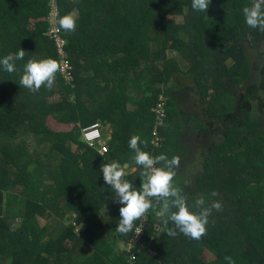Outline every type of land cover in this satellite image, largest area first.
Returning a JSON list of instances; mask_svg holds the SVG:
<instances>
[{"label": "trees", "instance_id": "obj_1", "mask_svg": "<svg viewBox=\"0 0 264 264\" xmlns=\"http://www.w3.org/2000/svg\"><path fill=\"white\" fill-rule=\"evenodd\" d=\"M52 1L0 0V59L24 50L14 61L18 72L33 57L58 62L46 35ZM56 2L60 16L76 17L75 32L61 31L77 88L58 70L51 89L32 92L0 65V264H129L126 249L134 264H229L225 257L264 264V32L247 26L242 13L253 0H211L206 13L191 0ZM90 69L107 74L103 86L91 82ZM80 86L97 94L80 95L89 116L83 121L69 100ZM57 93L60 101L46 105ZM159 96L166 106L156 115ZM55 107L67 109L57 118L74 124L70 132L41 124ZM98 120L112 126L104 157L81 139L82 126ZM132 135L152 156L179 157L173 182L190 209L201 195L205 207L222 201L199 241L184 236L194 242L178 244L153 232L160 219L151 210L135 246L133 233L115 230L121 205L97 174L119 158L136 169L126 179L139 187ZM83 174L85 181L76 179ZM150 235L153 247L139 246Z\"/></svg>", "mask_w": 264, "mask_h": 264}, {"label": "clouds", "instance_id": "obj_2", "mask_svg": "<svg viewBox=\"0 0 264 264\" xmlns=\"http://www.w3.org/2000/svg\"><path fill=\"white\" fill-rule=\"evenodd\" d=\"M210 3L211 0H191V7L194 11L206 13ZM242 13L247 26L258 28L264 32V0H253L251 6L243 7ZM56 23L59 29L68 33L75 32L77 27L76 17L73 13L58 17ZM25 54L24 50L19 49L14 56L9 55L0 59V65L8 73L17 72L20 76V85L32 92L39 91L42 86L51 89L59 70L58 62L52 58L36 59L33 57L28 59L23 65L22 71L18 72L14 61L23 60ZM161 97L166 106L164 97ZM100 132L102 137L108 140L109 137L107 138L103 134L101 125ZM140 143L138 135H132L128 141L129 148L134 152V162L142 169L139 173L140 185L138 188L125 178L126 165L122 166L118 162H111L102 163L100 166L103 181L110 186V189L115 193L117 202L121 205L116 231L127 234L135 227L139 230V235L144 219H149L148 212L152 210L157 217L161 218L159 225L161 233L175 236L178 231L190 239L199 241L206 234V225L212 209L219 211L222 205L219 202H213L211 207H205L206 199L201 195L194 199L193 209H190L186 197L182 194V189L173 182L176 176L175 169L179 166V157L173 156L169 159L164 154L152 156L149 152L141 149ZM210 195L216 196L217 193L213 191ZM169 222L174 225V228L168 227ZM146 227L147 225H145L144 233ZM12 230L15 231V225ZM225 259L229 261V264H234L231 257H225Z\"/></svg>", "mask_w": 264, "mask_h": 264}, {"label": "rangeland", "instance_id": "obj_3", "mask_svg": "<svg viewBox=\"0 0 264 264\" xmlns=\"http://www.w3.org/2000/svg\"><path fill=\"white\" fill-rule=\"evenodd\" d=\"M63 33V31H61V34ZM49 35V34H48ZM50 36V35H49ZM67 48V47H66ZM63 51V50H62ZM67 52L69 53V51H68V49H67ZM58 53L60 54V50H58ZM58 61H60L59 59H58ZM70 62V61H69ZM110 62V61H109ZM78 63H84V60H83V58L82 57H80V58H78ZM71 64V63H70ZM226 64H227V66H232V62L230 61V60H228V61H226ZM75 71V66L73 65V64H71V67L67 70V71H64V69L63 68H61L60 70H59V74H60V76L65 80V82H67L68 84H71V83H73V87H75V88H77V84L75 83V81H74V78H73V72ZM81 75H84V73L82 72L81 73ZM89 76H90V80H91V82L94 84V82H97V83H100V86H103L104 85V83H103V81H105V78L107 77V74L106 73H103V72H101L100 74L99 73H95V72H93L91 69H90V71H89ZM94 86H91V87H88L87 89H84L83 87H81L80 86V88H78V89H76V91H74V93H72V94H69V100H70V104H71V106L75 109V110H77L78 112H79V114H80V116H81V118H82V121L83 120H86L89 116H87V111L86 110H84L83 108H82V106L80 105V101L82 100V98L80 97V95L82 94V93H86L88 96H93L94 97V99H96L95 97H96V93H94ZM59 98H60V95H59V93H57V94H55L54 96H51L50 98H49V101L48 102H46L45 104L46 105H48V104H56L58 101H60L59 100ZM83 99H85V97L83 98ZM165 99V98H164ZM90 102H96V100H90ZM128 105V108L129 109H132V105H131V103H128L127 104ZM57 109H59V108H56L55 107V113H51V114H49V115H47L44 119H42V121H41V124L47 129V126H49L52 130H57V126L59 125V126H61V129H62V131H64V132H70L72 129H73V126H74V124H71V125H69V124H67V123H65V124H60V123H58V122H60L59 121V119L57 118V116H62V115H67V109H65L64 111L65 112H62V113H58L57 112ZM158 120H159V118H158ZM82 121H81V124H82ZM99 121H101V120H98L97 121V123H98V125H101V128H102V131L104 132V135L108 138V140H105L106 138L104 137L103 138V141H104V144H106V145H108V142L109 141H111V138H112V131H110V129L112 130V126L111 125H109V126H111V128L109 129V126L108 125H104V126H102V124H100L99 123ZM91 128V127H90ZM90 128H88V127H86V128H84L83 126H82V129H81V139L83 140V137H82V134H83V132H84V130H89ZM48 130V129H47ZM75 147V145L72 147V149ZM32 149H33V151L35 152V154H36V152L38 151V148L36 147V146H33L32 147ZM74 151H75V149H74ZM107 154H109V151H108V153ZM129 167L130 168H132L130 165H129ZM217 202H219L221 205H222V201L221 200H219V201H217ZM211 207V206H210ZM246 207H247V205H246ZM246 207H245V209H246ZM107 213V212H106ZM210 216L212 217H214L215 215L214 214H210ZM107 217V216H106ZM40 223H42L41 225L43 226L45 223H47V220L46 219H43ZM69 224H72V221H69ZM45 226V225H44ZM153 232H158V230H157V228H156V226L153 228V230H152ZM155 239V237L153 236V235H150L149 236V240H148V242L147 243H145V244H140L139 246H141V247H153V246H151V243H152V241ZM148 255L150 256V257H152V256H154L155 255V253H153L151 250L150 251H148Z\"/></svg>", "mask_w": 264, "mask_h": 264}, {"label": "built area", "instance_id": "obj_4", "mask_svg": "<svg viewBox=\"0 0 264 264\" xmlns=\"http://www.w3.org/2000/svg\"><path fill=\"white\" fill-rule=\"evenodd\" d=\"M59 16H60L59 4H57L56 0H53L51 2V9H50L49 16H48L49 29L46 35L48 34L50 35L48 36L56 44L57 51L60 50V54L58 53V55H59V60L61 63V68H63L64 71H67L71 67V64L69 62L68 54L65 49L66 40L62 37L61 29H59V26L56 23V20L58 19ZM163 107H165V103L164 101H162V97L160 96L159 103L157 104L155 108H152V111H154L156 115H158L160 113V110L163 109ZM90 127H88L90 128L88 131L84 130L82 134L84 142L87 144L89 148L96 150L99 155L101 156L106 155L109 151V147L103 142V137L100 132V125L94 124ZM145 224H146V218L143 221V227L141 228L139 235H138L139 230L135 228L134 236L130 241L131 246H135L136 244L140 242L141 236L144 234ZM125 251L130 257L129 263L134 264L135 255L133 253H130V251L127 249Z\"/></svg>", "mask_w": 264, "mask_h": 264}, {"label": "crops", "instance_id": "obj_5", "mask_svg": "<svg viewBox=\"0 0 264 264\" xmlns=\"http://www.w3.org/2000/svg\"><path fill=\"white\" fill-rule=\"evenodd\" d=\"M58 64H59V70L61 69V63H60V61H58ZM60 73V72H59ZM104 126V125H103ZM106 126V125H105ZM109 126V125H108ZM109 129H110V126H109ZM110 131H112L111 129H110ZM103 132V131H102ZM103 134H104V132H103ZM75 148V147H74ZM59 159V158H58ZM111 162H118V163H120L122 166H125L126 165V168H125V172H126V176H125V178L126 177H130V176H135L136 175V169L135 168H130L129 167V164L128 163H126V162H124L123 160H121V159H119V158H116V160L115 161H110V163ZM57 167V166H56ZM98 176L97 177H100V178H103L102 176H101V174L99 173V174H97ZM57 176L60 178L59 180H62V176L57 172ZM86 175H81V176H76V179L77 180H82V181H85L84 180V177H85ZM92 177H94V175H92V176H90V178H92ZM94 181L97 183L98 181H100V179H94ZM94 193H95V198L97 197V193H96V191H94ZM112 193H113V199L115 200V204H119L118 202H117V198H115V193L112 191ZM71 195H72V193H71ZM87 195H90V194H87ZM60 203L63 205L64 203H66V201L61 197V200H60ZM76 204H77V208H78V202H76ZM153 213V214H155L152 210L150 211V213ZM150 217V216H149ZM157 217V216H156ZM158 219H160V221L158 222L159 224L161 223V218L160 217H157ZM137 223H140V222H137ZM148 223H149V219H146V224L145 225H148ZM137 226H139V224L137 225ZM168 227L169 228H174V225L171 223V222H169V224H168ZM156 228H157V230H159V225H157L156 226ZM115 230H116V228H115ZM134 230H135V227H134ZM132 231V232H129V234L127 235V236H129V238H130V235H131V233H133L132 234V236H131V239L133 238V236H134V233H135V231ZM179 232L177 231V234L175 235V236H169L168 238H169V240H170V242H177L178 244H180V243H182L183 241H187V242H194V241H190L189 239H187V238H185L184 237V235L182 234L181 236L178 234ZM126 236V237H127Z\"/></svg>", "mask_w": 264, "mask_h": 264}, {"label": "water", "instance_id": "obj_6", "mask_svg": "<svg viewBox=\"0 0 264 264\" xmlns=\"http://www.w3.org/2000/svg\"><path fill=\"white\" fill-rule=\"evenodd\" d=\"M100 124H102V121H99Z\"/></svg>", "mask_w": 264, "mask_h": 264}]
</instances>
